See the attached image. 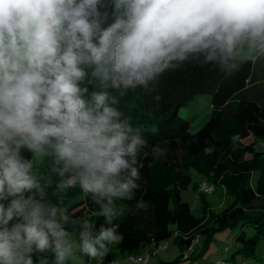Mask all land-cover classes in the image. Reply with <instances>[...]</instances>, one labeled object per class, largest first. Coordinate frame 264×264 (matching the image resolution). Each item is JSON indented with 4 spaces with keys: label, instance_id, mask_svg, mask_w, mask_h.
<instances>
[{
    "label": "clouds",
    "instance_id": "clouds-1",
    "mask_svg": "<svg viewBox=\"0 0 264 264\" xmlns=\"http://www.w3.org/2000/svg\"><path fill=\"white\" fill-rule=\"evenodd\" d=\"M260 57L264 0H0V264L75 256L76 221L49 202L55 177L108 223L135 198L148 141L118 107L124 92L153 91L190 58L230 75ZM94 227L80 223L79 251L102 260L121 236Z\"/></svg>",
    "mask_w": 264,
    "mask_h": 264
},
{
    "label": "trees",
    "instance_id": "trees-1",
    "mask_svg": "<svg viewBox=\"0 0 264 264\" xmlns=\"http://www.w3.org/2000/svg\"><path fill=\"white\" fill-rule=\"evenodd\" d=\"M251 73V60L229 75L190 58L182 67L160 76L152 85L153 91L136 88L120 97V111L139 127L148 146L141 149L138 157L143 167L135 198L116 201L123 212L111 224L121 240L100 262L113 264L118 254L135 256L148 245L173 237L181 254L160 264H195L215 233L224 229L238 230L234 238L238 246L226 259L228 264H244L245 259L257 258L258 246L264 242V149H256L255 143L264 140V104L237 99L246 89ZM201 93L211 95V113L204 125L191 133L189 122L178 111ZM249 136L254 142L244 144L242 140ZM48 166L39 177L41 182L47 179ZM191 169L201 173L207 182L223 185L232 202L218 213L203 204L202 214L193 215L181 197L190 182ZM59 180L53 178L48 198L69 215L70 221H76L66 225V230H80L85 220L92 225L105 220L89 194L78 186L60 191L56 187ZM80 211L85 215H79ZM197 236L202 244L192 251ZM47 257L53 264L52 254ZM65 264H71V260ZM84 264H88L86 256Z\"/></svg>",
    "mask_w": 264,
    "mask_h": 264
},
{
    "label": "rangeland",
    "instance_id": "rangeland-1",
    "mask_svg": "<svg viewBox=\"0 0 264 264\" xmlns=\"http://www.w3.org/2000/svg\"><path fill=\"white\" fill-rule=\"evenodd\" d=\"M242 99H251L255 100L259 104H264V57H260L255 61H252V73L249 78V83L246 89L237 96ZM211 113V95L208 93L197 94L190 102L185 106L181 107L178 111V115L189 122V132H196L204 123L208 120ZM244 144H250L254 142L252 136H249L242 140ZM256 149H264V140L255 143ZM50 161L43 160L37 161L34 167V171L39 173V177L42 172L47 168ZM207 183L210 185V192L206 193L202 191L201 186ZM181 197L184 201L189 204L191 212L195 216H200L202 214L201 209L202 205H207L212 212L218 213L233 200L232 196L225 191L223 185L211 184L206 181V178L198 173L196 170H190V182L185 190L181 192ZM84 216L85 211H80V214ZM82 218V217H81ZM93 233L98 232L100 227L103 225L105 227H112L111 223H108L106 220L101 221L99 224H93ZM70 233L71 241L76 249L75 256L70 259L71 264H84L85 254L79 251V230H75ZM238 233V230H221L215 233L211 243L208 246V249L202 256L198 259L195 264H221V261H224V264L227 263V258L238 246L235 243V236ZM248 233L251 234L252 230H248ZM197 238H199L197 236ZM231 239V243L230 240ZM116 243H111L108 245L109 251H112ZM160 246H166V249L159 252L155 256V262L160 264V262H169L176 259L180 254L181 250L176 242H173V237L166 241L159 243ZM202 241L199 238L195 240L192 245V251H195V248L201 247ZM149 251L154 250V244L148 245ZM227 248V249H226ZM200 249V248H199ZM197 250V252L199 251ZM108 251V252H109ZM145 249L140 253L144 254ZM189 251V250H187ZM185 254L183 253V256ZM257 258L256 259H245L244 264H264V242H261L257 249ZM88 264H103L100 262V258H90L86 256ZM243 261V260H242ZM153 260H150L152 263ZM113 264H136L133 260L132 255L127 254H118L115 258Z\"/></svg>",
    "mask_w": 264,
    "mask_h": 264
},
{
    "label": "built area",
    "instance_id": "built-area-1",
    "mask_svg": "<svg viewBox=\"0 0 264 264\" xmlns=\"http://www.w3.org/2000/svg\"><path fill=\"white\" fill-rule=\"evenodd\" d=\"M202 191L208 193L211 190L210 185H208L207 183H204L201 186ZM167 245L164 246H160V244L154 245V250L153 251H149L148 248H145L144 254H138L133 256V260L136 262V264H157L155 262V256L163 251L164 249H166ZM153 260L152 263H150V260Z\"/></svg>",
    "mask_w": 264,
    "mask_h": 264
}]
</instances>
